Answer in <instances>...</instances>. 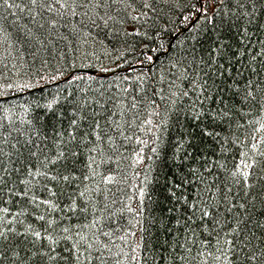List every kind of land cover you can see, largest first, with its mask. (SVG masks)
<instances>
[{
	"label": "trees",
	"instance_id": "16d2710c",
	"mask_svg": "<svg viewBox=\"0 0 264 264\" xmlns=\"http://www.w3.org/2000/svg\"><path fill=\"white\" fill-rule=\"evenodd\" d=\"M56 8L0 0V264H251L264 0Z\"/></svg>",
	"mask_w": 264,
	"mask_h": 264
},
{
	"label": "snow or ice",
	"instance_id": "6c2138e0",
	"mask_svg": "<svg viewBox=\"0 0 264 264\" xmlns=\"http://www.w3.org/2000/svg\"><path fill=\"white\" fill-rule=\"evenodd\" d=\"M92 0H89V3H91ZM4 3H7V0H4ZM69 3H77V0H31V4L35 7V6H40V7H46L47 10L49 12L54 10V7L56 5L59 6V8H56L55 10L57 12H59L60 9H64L65 12L68 11V6ZM11 6V5H9ZM75 14V10L73 9V15ZM54 26V25H53ZM64 154L60 153V156L62 157ZM60 157H57V159H59ZM57 160H53L52 163H56ZM244 168H251L252 165L249 164H244L243 165ZM242 176L244 177L245 181H247L248 177H249V172L248 171H243ZM237 173H233V176H236ZM65 180L68 179L67 176L64 177ZM111 178H109L106 182H110ZM230 211V210H229ZM211 216V213L207 210H205L202 213L201 219L204 220L205 218H208ZM41 219H43V217H41ZM213 219L215 220V217H213ZM216 223L218 224L219 221L217 220ZM207 227V225H205ZM68 229H65V232H67ZM239 229L238 228H233L232 229V233H237L238 234ZM210 234H211V230H210ZM36 237L39 239L41 237V234L39 232L35 233ZM0 238H4L6 239L7 237H5L3 232H0ZM70 239V237H67ZM50 239V237H49ZM83 239V237L81 238ZM53 243H55V241H53ZM224 243L228 246H231V250L235 251V245H236V240L234 239H226L224 241ZM79 244V241L74 243V248L77 247V245ZM213 247H217L220 252L221 255L225 258V260H227V255H228V251L226 249H224L221 246V242L220 240L217 238L216 239V243L215 245H212ZM89 248L92 247V245H88ZM52 251H55V249H52ZM257 251L259 252V254L257 255ZM203 254V253H202ZM208 255H211V253H207ZM50 259H55V257H52L51 255L49 256ZM77 259H79V255H77ZM215 260L219 261L221 259V256H215L214 257ZM247 259L251 262V264H264V249H259V250H254L251 253L248 254ZM207 264V262H206Z\"/></svg>",
	"mask_w": 264,
	"mask_h": 264
}]
</instances>
